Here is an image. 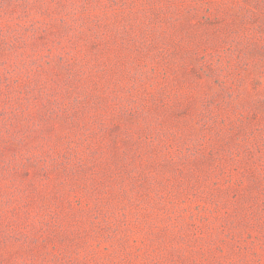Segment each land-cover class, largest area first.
<instances>
[{
	"label": "rangeland",
	"instance_id": "1",
	"mask_svg": "<svg viewBox=\"0 0 264 264\" xmlns=\"http://www.w3.org/2000/svg\"><path fill=\"white\" fill-rule=\"evenodd\" d=\"M0 264H264V0H0Z\"/></svg>",
	"mask_w": 264,
	"mask_h": 264
}]
</instances>
